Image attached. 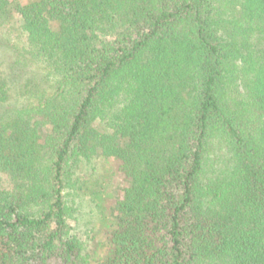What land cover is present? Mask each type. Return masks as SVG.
Here are the masks:
<instances>
[{
    "label": "trees",
    "instance_id": "trees-1",
    "mask_svg": "<svg viewBox=\"0 0 264 264\" xmlns=\"http://www.w3.org/2000/svg\"><path fill=\"white\" fill-rule=\"evenodd\" d=\"M0 264H264V0H0Z\"/></svg>",
    "mask_w": 264,
    "mask_h": 264
},
{
    "label": "rangeland",
    "instance_id": "rangeland-1",
    "mask_svg": "<svg viewBox=\"0 0 264 264\" xmlns=\"http://www.w3.org/2000/svg\"><path fill=\"white\" fill-rule=\"evenodd\" d=\"M4 178H6V177H4ZM116 195H117V197L119 198L120 196H121V192L119 191V190H117V193H116ZM100 240H102L101 242L103 243V247L105 248V241H104V239H100Z\"/></svg>",
    "mask_w": 264,
    "mask_h": 264
}]
</instances>
